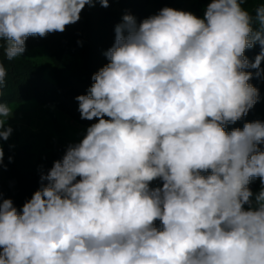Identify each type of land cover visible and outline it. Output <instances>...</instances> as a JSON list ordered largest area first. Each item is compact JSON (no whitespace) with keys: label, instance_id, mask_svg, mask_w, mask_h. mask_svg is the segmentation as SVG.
<instances>
[{"label":"clouds","instance_id":"obj_1","mask_svg":"<svg viewBox=\"0 0 264 264\" xmlns=\"http://www.w3.org/2000/svg\"><path fill=\"white\" fill-rule=\"evenodd\" d=\"M95 2L0 0L8 60ZM242 3L211 0L202 18L169 7L139 24L123 16L109 62L76 97L81 119L98 122L22 209L0 199V264H264V122L226 131L258 102L245 69L264 60V7L254 31ZM256 43L250 62L244 53ZM6 75L0 63V88ZM11 116L0 103V117ZM157 179L162 187H150Z\"/></svg>","mask_w":264,"mask_h":264},{"label":"trees","instance_id":"obj_2","mask_svg":"<svg viewBox=\"0 0 264 264\" xmlns=\"http://www.w3.org/2000/svg\"><path fill=\"white\" fill-rule=\"evenodd\" d=\"M210 2L211 0H109V6L105 8L97 0L94 6L86 4L81 10L80 19L67 25L65 31L49 33L45 37L29 36L25 41V53L12 60H8L6 56L7 42L0 39V63L7 72L5 84L0 88V103L9 108L34 103L40 108L56 110L78 125L88 128L98 120L81 119L76 97L88 94L93 84V74L109 62L105 53L115 42V27L122 23L123 16L130 14L139 24L157 15L165 7L181 10L189 4L190 12L202 18ZM241 7L252 16L253 30L260 31L256 9L264 7V0H243ZM36 50L47 54L48 63L37 62L29 57ZM261 50L260 44L256 43L252 48L246 49L244 55L250 62H254ZM245 71L252 73L249 83L258 89V102L246 116L227 125L226 131L229 132L235 128L243 129L246 122H264V60L259 69L248 68ZM1 145L4 158L0 170L4 180L0 181V199H11L20 210L41 187V175L52 168L54 161L62 159L64 149L60 143L46 144L44 151L34 154L29 144L4 141ZM259 147L264 150V144ZM9 157L12 158L11 162ZM158 185L162 187L159 179ZM248 187L252 191L260 188V178H252ZM155 225L159 228L161 222L156 221Z\"/></svg>","mask_w":264,"mask_h":264},{"label":"rangeland","instance_id":"obj_3","mask_svg":"<svg viewBox=\"0 0 264 264\" xmlns=\"http://www.w3.org/2000/svg\"><path fill=\"white\" fill-rule=\"evenodd\" d=\"M181 10L189 11V4ZM32 60L48 63L49 59L45 52L36 50L29 54ZM11 117H0L6 121L5 126H11L12 135L7 141L18 144H29L34 154H40L45 150L46 144L63 147L64 154L68 145L79 143L86 134L87 127H83L69 119L60 112L40 108L34 103L24 106H14L10 108ZM4 140L0 139V145ZM63 154V156H64ZM4 180L0 170V181ZM152 187H158V179L151 182ZM261 187L252 191L254 194L260 191ZM254 199V198H253ZM247 208V206H245Z\"/></svg>","mask_w":264,"mask_h":264}]
</instances>
